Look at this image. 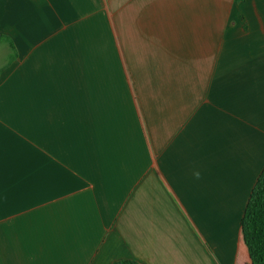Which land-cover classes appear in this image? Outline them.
<instances>
[{
	"label": "crops",
	"instance_id": "obj_1",
	"mask_svg": "<svg viewBox=\"0 0 264 264\" xmlns=\"http://www.w3.org/2000/svg\"><path fill=\"white\" fill-rule=\"evenodd\" d=\"M264 0H0V264H250Z\"/></svg>",
	"mask_w": 264,
	"mask_h": 264
},
{
	"label": "trees",
	"instance_id": "obj_2",
	"mask_svg": "<svg viewBox=\"0 0 264 264\" xmlns=\"http://www.w3.org/2000/svg\"><path fill=\"white\" fill-rule=\"evenodd\" d=\"M240 233L250 264H264V170L261 171L251 191ZM113 264H139L122 260Z\"/></svg>",
	"mask_w": 264,
	"mask_h": 264
}]
</instances>
